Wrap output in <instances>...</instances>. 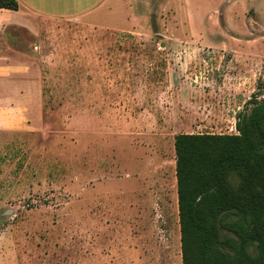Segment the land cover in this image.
Here are the masks:
<instances>
[{
    "label": "rangeland",
    "instance_id": "obj_1",
    "mask_svg": "<svg viewBox=\"0 0 264 264\" xmlns=\"http://www.w3.org/2000/svg\"><path fill=\"white\" fill-rule=\"evenodd\" d=\"M107 10L7 29L37 89L0 109V264H181L174 135L264 99V0Z\"/></svg>",
    "mask_w": 264,
    "mask_h": 264
},
{
    "label": "trees",
    "instance_id": "obj_2",
    "mask_svg": "<svg viewBox=\"0 0 264 264\" xmlns=\"http://www.w3.org/2000/svg\"><path fill=\"white\" fill-rule=\"evenodd\" d=\"M247 103L234 133L174 135L181 264H264V99Z\"/></svg>",
    "mask_w": 264,
    "mask_h": 264
},
{
    "label": "crops",
    "instance_id": "obj_3",
    "mask_svg": "<svg viewBox=\"0 0 264 264\" xmlns=\"http://www.w3.org/2000/svg\"><path fill=\"white\" fill-rule=\"evenodd\" d=\"M18 9L0 8V109L11 110L14 107V97L24 96L30 90L37 89V85L28 82V63L30 56L25 53L11 49L7 40V29L20 28L28 31L33 36L39 32L38 19L46 18H76L87 16L96 19L97 22L104 23L98 15L109 13L108 4L111 0H16ZM17 82H14V80ZM13 91V89H16ZM17 92L18 94H13ZM25 106H27L25 104ZM27 108V107H26ZM23 109V106L20 107ZM158 162H151V177L156 178L151 183L156 197H160L162 184L158 172ZM175 171V169H174ZM172 196L177 203L176 179ZM152 194V192H151Z\"/></svg>",
    "mask_w": 264,
    "mask_h": 264
}]
</instances>
